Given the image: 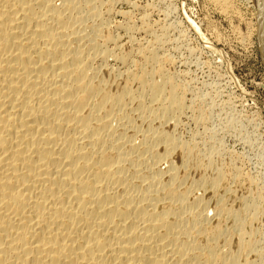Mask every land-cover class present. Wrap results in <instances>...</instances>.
<instances>
[{"label": "bare ground", "instance_id": "6f19581e", "mask_svg": "<svg viewBox=\"0 0 264 264\" xmlns=\"http://www.w3.org/2000/svg\"><path fill=\"white\" fill-rule=\"evenodd\" d=\"M141 1L0 0V264H264L263 185L185 133L214 104Z\"/></svg>", "mask_w": 264, "mask_h": 264}, {"label": "rangeland", "instance_id": "374dc122", "mask_svg": "<svg viewBox=\"0 0 264 264\" xmlns=\"http://www.w3.org/2000/svg\"><path fill=\"white\" fill-rule=\"evenodd\" d=\"M247 1L236 0V12L233 14L222 11L213 0L141 2L154 3L158 7L156 8L159 11L151 16L152 20L163 23L174 20L172 24L175 26L170 31V36L175 43L167 48V52L174 59L173 67L185 75L188 73L181 78L189 79L192 92H199L206 97L207 104H214L215 109L212 110L207 126L198 125L191 118H185V133H218L222 137L220 146L226 151L225 154L231 151L229 153L235 152L234 154L242 156L250 172L254 175L257 173L259 187L263 185L264 188V157L260 156L264 155V55L261 53L258 34L251 29L256 23L257 8ZM168 11L171 19L166 21L164 13ZM192 92L188 95L189 98ZM230 119H235L232 122L234 126ZM245 190L240 187L237 192L243 194ZM229 199L236 198L231 194Z\"/></svg>", "mask_w": 264, "mask_h": 264}]
</instances>
